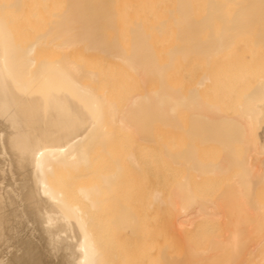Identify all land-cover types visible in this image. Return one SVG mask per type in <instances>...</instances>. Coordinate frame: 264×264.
<instances>
[{
    "label": "bare ground",
    "instance_id": "obj_1",
    "mask_svg": "<svg viewBox=\"0 0 264 264\" xmlns=\"http://www.w3.org/2000/svg\"><path fill=\"white\" fill-rule=\"evenodd\" d=\"M0 264H264V0H0Z\"/></svg>",
    "mask_w": 264,
    "mask_h": 264
}]
</instances>
